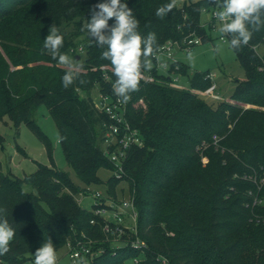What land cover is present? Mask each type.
I'll list each match as a JSON object with an SVG mask.
<instances>
[{"label":"trees","instance_id":"trees-1","mask_svg":"<svg viewBox=\"0 0 264 264\" xmlns=\"http://www.w3.org/2000/svg\"><path fill=\"white\" fill-rule=\"evenodd\" d=\"M102 2L0 0V121L8 116L16 127L25 123L42 136L36 115L45 105L59 129L67 162L88 182L97 179L100 168L112 167L102 149L103 115L94 108L92 90L113 91L117 78L108 69L112 80L106 79L101 66H112L101 59L106 48L97 47L87 30L82 31L90 9ZM171 2L122 0L139 21L141 36L156 34L152 64L154 53L167 40L195 35L201 42L213 40L201 16L217 6L216 0L176 2L170 13L158 18L157 9ZM63 23L76 28L71 37L62 34L61 53H70L80 44L77 37H85V57L70 53L83 71L67 89L62 85L67 68L43 47L50 26ZM113 23L114 18L109 20L110 26ZM263 39L264 27L247 45L234 49L245 72L244 79H235L236 102L213 105L189 89L173 87L170 76L154 65L150 70L158 79L140 80L139 90L130 94L129 118L141 130L145 145L130 150L123 175L110 177L108 188L113 192L124 179L135 198L139 235L148 243L139 264H264V204H254L255 195L264 198V185L259 190L250 178L264 174V52L257 50ZM175 65L182 75L188 74V65L177 61L172 70ZM209 72H196L189 78L190 87L211 86ZM48 154L51 165L38 163L37 170L24 177L5 172L0 164V218L15 229L0 264H23L48 239L57 256L82 232L102 236L100 227L91 223L92 211L77 199L87 188L57 168L50 145ZM24 183L35 192L25 191ZM140 254L130 245L106 244L105 252L86 264H124Z\"/></svg>","mask_w":264,"mask_h":264},{"label":"rangeland","instance_id":"rangeland-1","mask_svg":"<svg viewBox=\"0 0 264 264\" xmlns=\"http://www.w3.org/2000/svg\"><path fill=\"white\" fill-rule=\"evenodd\" d=\"M189 1L196 0H176L179 5H183L184 2ZM212 20V12L203 11L201 23L210 32L213 40L194 44L190 50L187 51L182 50L177 46L173 49V55L176 60L180 61V63L189 66L188 74L181 76V82L188 84V86H190L189 78L196 72L209 70L216 74V96L204 94L202 92L203 90L193 87H190L191 89L189 90L199 94L213 105L217 104L221 100L236 102V100L232 97L236 86L235 79L245 78L244 68L237 59L236 53L231 47L228 38H221L223 35L220 31L222 25L219 22H214V28H210ZM56 26L60 29V34H67L69 37H71V33H73L76 28L74 24L71 23H63L62 25ZM84 38V35H81L77 37L76 42L82 44ZM257 50L261 54L264 52V39L262 42L258 43ZM66 54L74 60L73 55L69 52ZM82 57H85L84 52L82 53ZM111 68L113 67L111 66ZM97 94L98 89H93L92 100L93 97L94 99H97ZM139 104H142L144 108L147 107L146 102L143 100H140ZM244 105H246V107L253 106L251 104ZM6 121L8 123H6ZM36 123L42 131V136L37 134L25 123L16 127L8 116H6L4 120L0 121V133L3 137V142L0 144V164L5 172H10L16 176L24 177L26 174L36 171L38 163L51 165V160L48 154V146L50 145L57 168L66 171L74 183L79 184L82 188H87V190L80 192L77 197L78 201L82 198L79 202L82 207L87 209L92 207L94 198L91 192L99 191L104 196L111 195L115 197H126L132 194L128 182L124 179L120 180L115 185L113 192H110L108 188V179L113 175L108 168H100L97 171V179L92 177L90 182L82 176L77 175L74 168L69 165L65 158L59 129L45 105H41L39 107L36 115ZM23 188L25 191L35 192V189L28 183H24ZM115 246L122 247L123 244L116 242ZM66 250L65 244L56 256L57 264H74L70 260L68 254H66ZM34 261L35 257L34 255H31V257L23 264H34ZM2 264L7 263L3 262Z\"/></svg>","mask_w":264,"mask_h":264},{"label":"clouds","instance_id":"clouds-1","mask_svg":"<svg viewBox=\"0 0 264 264\" xmlns=\"http://www.w3.org/2000/svg\"><path fill=\"white\" fill-rule=\"evenodd\" d=\"M216 3L223 9L216 13L217 19L222 22L220 31L231 34L230 45L233 49L247 45L253 33L264 27V0H216ZM175 6L176 0H172L171 3L159 7L156 16L163 18ZM90 11L91 18L82 31L87 30L90 40L97 47L106 48L101 53V59L111 62L117 78L114 93L122 102L127 103L131 98L130 94L139 90L141 67L149 70L152 67L149 57L153 54L156 34L150 32L142 37L137 30L139 21L133 10L127 3H122V0H104L94 5ZM113 18L114 23L110 26L109 20ZM49 33L44 39L43 47L53 59L58 58L60 65L66 66L62 85L67 89L78 79L83 65L60 52L64 39L55 24L50 26ZM80 83L85 81L81 80ZM14 235L15 229L8 219L0 218V255L9 251ZM34 257V264H56V251L52 241L48 239L36 249Z\"/></svg>","mask_w":264,"mask_h":264},{"label":"built area","instance_id":"built-area-1","mask_svg":"<svg viewBox=\"0 0 264 264\" xmlns=\"http://www.w3.org/2000/svg\"><path fill=\"white\" fill-rule=\"evenodd\" d=\"M222 10L218 5L214 6L211 10L213 15L212 21L219 22L221 25L222 22L217 19L216 13ZM221 38H228V34L223 33ZM199 42H201V38L197 35L186 37L182 40H167L154 53L153 57L155 61L152 66H156L159 73L170 76L168 83L171 86L191 89L188 84L181 82L182 74L177 71L178 65H175V68L172 70V64L178 61L174 58L173 49L178 46L182 50L187 51ZM83 52H85L83 44L71 47L70 49V53L72 54H81ZM101 69L104 70L106 79L112 80L108 69L112 71L114 69L109 65H102ZM207 76L213 80V83L202 92L216 96V74L211 71ZM156 79L158 78L151 70L149 72L141 71V80L153 82ZM97 96V99L93 97V105L103 115L101 125L102 149L112 163V167L108 168V170L113 176L121 177L130 150L134 147L144 146L145 140L141 130L129 118V101L127 103L122 102L115 95L114 88L113 91L98 90ZM218 140V135L214 134V143H217ZM203 146H206V142H203ZM202 160L207 162L208 158L203 156ZM250 178L256 183L259 190L264 185V174H255ZM250 193L252 194V191ZM91 194L94 198V203L90 208L93 213L91 223L100 227L102 236L98 237L97 235H88L82 232L80 237L68 240L66 243V254H68L72 263L86 264L94 256L103 254L106 250V244L112 248H118V246H115V243L119 242L123 246L130 245L137 248L142 253L139 256L128 259L124 264H139L143 260V254L148 243L139 235V211L134 196L132 194L126 197L104 196L99 191L91 192ZM254 204H264V198L255 195ZM165 262H167L166 258L163 260V263Z\"/></svg>","mask_w":264,"mask_h":264},{"label":"water","instance_id":"water-1","mask_svg":"<svg viewBox=\"0 0 264 264\" xmlns=\"http://www.w3.org/2000/svg\"><path fill=\"white\" fill-rule=\"evenodd\" d=\"M77 58H79V56H77Z\"/></svg>","mask_w":264,"mask_h":264}]
</instances>
